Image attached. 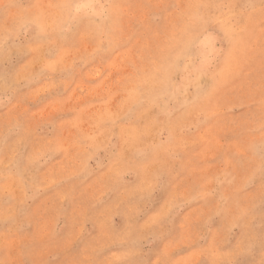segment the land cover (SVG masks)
Wrapping results in <instances>:
<instances>
[{
    "label": "rangeland",
    "instance_id": "rangeland-1",
    "mask_svg": "<svg viewBox=\"0 0 264 264\" xmlns=\"http://www.w3.org/2000/svg\"><path fill=\"white\" fill-rule=\"evenodd\" d=\"M0 264H264V0H0Z\"/></svg>",
    "mask_w": 264,
    "mask_h": 264
}]
</instances>
